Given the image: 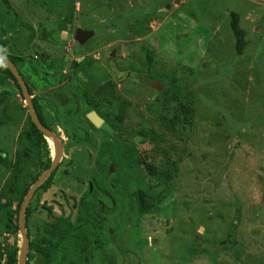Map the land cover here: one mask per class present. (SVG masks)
<instances>
[{"label": "rangeland", "instance_id": "1", "mask_svg": "<svg viewBox=\"0 0 264 264\" xmlns=\"http://www.w3.org/2000/svg\"><path fill=\"white\" fill-rule=\"evenodd\" d=\"M7 2L8 10L0 1V53L25 60L32 95L50 126L56 113L71 143L51 187L29 202L30 240L62 216L78 242L92 234L93 264H264V0H182L169 9L159 0ZM231 14L247 44L241 56ZM77 29L94 35L78 45ZM89 81L113 82L114 95L129 104L101 107L103 129L88 123L82 100L75 109L94 89ZM2 92L0 150L12 162L28 112L13 84L0 85ZM181 107L192 117L169 132L160 119ZM123 115L122 123L114 119ZM72 121L74 137H66L62 127ZM8 176L0 166V188ZM139 190L153 214L138 217ZM82 204L90 213L79 222ZM5 246L19 255L22 239L0 217V255ZM48 257L30 264L63 263L58 252Z\"/></svg>", "mask_w": 264, "mask_h": 264}, {"label": "trees", "instance_id": "2", "mask_svg": "<svg viewBox=\"0 0 264 264\" xmlns=\"http://www.w3.org/2000/svg\"><path fill=\"white\" fill-rule=\"evenodd\" d=\"M1 3L5 6L8 10L9 5L7 0H0ZM230 29L232 31L233 37L235 39V48L236 53L238 56H241L244 52L245 47L247 46L244 40V32L240 29L239 26V16L236 14L230 15ZM30 31L29 41H32L34 38V32L32 28H28ZM2 54V53H1ZM5 56L19 71L22 79L24 80L26 86L28 87L29 93L32 91V85L30 86V82L28 77H25L26 74L22 71V67L25 64V60L19 56H11L2 54ZM147 65H151L153 62L148 55V59L146 60ZM7 82H10L15 86L18 90L19 94H21L20 88L15 80V78L11 75L8 69L0 63V85H3ZM89 86H92L94 89L91 91L90 96L89 94L85 93L81 96L82 101L84 103L85 109L90 111H96L98 114L105 119V124L109 126V120L107 119V115H103L102 108L106 103H113L116 106L122 107L125 111H127L129 104L123 100H120L116 95H114L113 90L115 88V84L113 82H109L108 84L100 87L96 85V82L88 83ZM85 86V85H84ZM87 87V86H85ZM186 89V88H185ZM91 90V89H90ZM87 91V92H90ZM8 97L7 92H2L0 94V105L2 104L3 100ZM116 104H115V103ZM34 114L40 121V123L50 131H54L56 129V125L58 121H56L57 117L51 119L53 122L52 126H48L46 121V115L42 107L38 105V100H32ZM76 104V111L78 112L79 105L78 102ZM118 104V105H117ZM105 107V106H104ZM166 110L165 118L160 119L163 126H165L169 132H174V126L177 124L176 120L180 119V117L184 118V122H189L192 117V111L189 107H182L175 112H168ZM169 113V114H168ZM56 114V113H54ZM168 114V115H167ZM174 114V115H173ZM50 115V114H49ZM173 115V116H172ZM56 116V115H55ZM172 116V117H171ZM114 119L122 123L124 119V115L120 118L117 116ZM27 126L20 134L18 142V148L14 156V160L12 162L9 161L8 156L5 152L0 150V166L7 169L9 172V176L4 181L0 188V217L4 218L5 220V227L7 232L10 235H17L19 233L18 228V213L20 207L23 203V200L31 188V186L38 180L40 175L46 171L50 165L51 161L49 158V151L47 150V143L44 135H42L31 122L30 118H27ZM70 124V125H69ZM105 126V125H104ZM52 127V128H51ZM63 130L67 131L68 133H73L74 131V122H69L67 125H63ZM103 129V127H102ZM140 138H144V134L140 131L136 134V136ZM89 139L88 135L85 137V142ZM116 141L126 146L129 145L128 142H125L123 138L116 135ZM41 151L44 153V161L41 159ZM145 163L140 162V166L145 170H150L148 165L144 166ZM56 168L48 179L38 188L35 192L33 197L36 196L41 192H46L52 185L53 177L57 172ZM101 171L100 168H98ZM35 171V173H34ZM175 181V180H174ZM101 193L100 189L98 190ZM145 195L144 191H136L133 195L135 200V207L137 210L138 217H145L147 215L153 214L156 210L154 207L150 208L145 205ZM32 197V198H33ZM80 207L77 220L81 222L85 215L90 213V209L84 204ZM100 208H103L102 206ZM105 210V214L112 215L114 209ZM32 213L31 203L27 206L26 213H25V229L27 238L29 240L28 246V253L26 256V264H30V260L33 258H38L40 261L45 262V260L50 254L51 251L58 252V255L61 258L62 264H93L92 256H91V237L92 234H89L88 238L85 239L82 243L81 241L78 242L76 237L71 234V223L69 219H65L64 217H60L57 220H53L50 218L49 223H44L42 225V236H38L35 239H31L29 237L27 227L28 221ZM48 213L50 210L48 209ZM67 243L72 244L73 248L69 250L67 247ZM18 263V250L14 246H5L3 247L0 255V264H17Z\"/></svg>", "mask_w": 264, "mask_h": 264}, {"label": "water", "instance_id": "3", "mask_svg": "<svg viewBox=\"0 0 264 264\" xmlns=\"http://www.w3.org/2000/svg\"><path fill=\"white\" fill-rule=\"evenodd\" d=\"M182 0H159V8H166L169 9V4L177 5ZM93 32L89 31H83L81 29H77L74 33V40L79 44L83 45L87 40H89L93 36ZM0 63H2L8 71L11 73V75L15 78L18 86L21 89L23 98L25 100V103L28 108L29 116L31 119V122L34 124L36 129L45 136V138L49 139L55 148V155L52 160L51 166L48 170H46L39 178L38 180L31 186L29 191L27 192L23 203L20 207L19 213H18V228H19V234L22 239V247L21 251L18 257V263L17 264H25L26 263V256L28 253V246H29V240L27 238L26 229H25V213L27 206L29 205L30 200L32 199L35 192L38 190V188L48 179V177L51 175V173L56 169V167L59 165L62 156H63V147L61 145V142L57 138L55 134H53L51 131L44 128L37 117L34 114L33 106L31 104V97L28 93V90L25 86V83L23 82L19 72L15 68V66L2 54H0ZM88 122L96 129H99L103 124L104 121L95 113L91 112L87 114L86 116Z\"/></svg>", "mask_w": 264, "mask_h": 264}, {"label": "flooded vegetation", "instance_id": "4", "mask_svg": "<svg viewBox=\"0 0 264 264\" xmlns=\"http://www.w3.org/2000/svg\"><path fill=\"white\" fill-rule=\"evenodd\" d=\"M75 41V40H74ZM88 41V40H87ZM86 41V42H87ZM76 42V41H75ZM85 42V43H86ZM84 43V44H85ZM76 44H78L77 42H76ZM79 45V44H78ZM1 54V53H0ZM16 68V67H15ZM87 69L86 70H88V67H86ZM17 69V68H16ZM18 71V70H17ZM19 72V71H18ZM20 74V73H19ZM21 76V75H20ZM26 77V76H25ZM21 78H22V76H21ZM23 80V79H22ZM80 80H82V78H80ZM88 80V79H87ZM23 82H24V80H23ZM30 82V81H29ZM83 82V81H82ZM81 82V84L83 85V88H85V86H87V84L86 83H82ZM25 83V82H24ZM85 85V86H84ZM25 86H26V84H25ZM30 86H31V83H30ZM68 86V85H67ZM32 87V86H31ZM88 87V86H87ZM20 88V87H19ZM26 88H27V90H28V87L26 86ZM32 89V91H31V93H29V90H28V93H29V95H30V97H31V104H32V100H34V99H37L38 100V98L37 97H35V96H33L32 95V93H33V91H34V89H33V87L31 88ZM20 91H21V89H20ZM80 94V93H79ZM79 94H78V97H80L79 96ZM21 97L23 98V95H22V92H21ZM82 99H80V100H77V102H78V105H79V107H80V104H79V101H81ZM23 101H24V104H26L25 103V100H24V98H23ZM84 104V103H83ZM38 105L40 106V104H39V102H38ZM32 106H33V104H32ZM41 107V106H40ZM26 109H27V112H28V108H27V105H26ZM43 109V108H42ZM33 111H34V108H33ZM43 111H44V109H43ZM91 112H95L103 121H104V124L99 128V129H101L104 125H105V119L104 118H102V116L100 115V114H98L96 111H90L89 113H91ZM88 113V114H89ZM56 114H54V113H52V115H49V117H54ZM36 116V115H35ZM87 116V115H86ZM28 117L30 118V116H29V112H28ZM56 117V116H55ZM38 119V118H37ZM46 119V121H47V123H48V120H47V117L45 118ZM31 120V119H30ZM86 120H87V118H86ZM88 121V120H87ZM40 122V121H39ZM89 123V122H88ZM41 124V123H40ZM90 124V123H89ZM42 125V124H41ZM91 125V124H90ZM43 126V125H42ZM48 126H50L49 125V123H48ZM92 126V125H91ZM44 127V126H43ZM93 127V126H92ZM45 128V127H44ZM52 128V127H51ZM47 129V128H46ZM60 129V127H58V126H56V129L54 130V131H51V132H53L56 136H57V138L60 140V142H61V145H62V147H63V150L65 149H67L68 147H69V144H71L70 142H63V140H62V135H60L59 134V130ZM96 129V128H95ZM47 130H49V129H47ZM50 131V130H49ZM64 131V133L63 134H65V136L67 137L68 135H69V133L67 132V131H65V130H63ZM74 131H73V133H70L71 135H73L72 136V138L74 137ZM47 150H48V148H47ZM97 167L98 168H100L101 170H102V166L100 165V164H98L97 163ZM57 168H59V165H58V167ZM111 167L109 168V170H108V173H110L111 172ZM58 170V169H57Z\"/></svg>", "mask_w": 264, "mask_h": 264}, {"label": "clouds", "instance_id": "5", "mask_svg": "<svg viewBox=\"0 0 264 264\" xmlns=\"http://www.w3.org/2000/svg\"><path fill=\"white\" fill-rule=\"evenodd\" d=\"M52 133H53V132H52ZM53 134H54V133H53ZM44 137H45V136H44ZM45 139H46V143H47V147H48V151H49V156H50V155H51V151H50V149H49V148H50L49 145H51L52 142H51L49 139H47V138H45ZM59 141H60V140H59ZM48 143H49V145H48ZM53 158H54V157H50V161H51V163H52ZM59 164H60V163H59ZM50 166H51V165H50ZM57 167H58V166H57ZM57 167H56V168H57ZM49 168H50V167H49ZM49 168H48V169H49ZM48 169H47V170H48ZM44 172H45V171H44ZM44 172H43V173H44ZM43 173H42V174H43ZM42 174H41V175H42ZM41 175H40V176H41ZM18 257H19V255H18ZM25 264H26V263H25Z\"/></svg>", "mask_w": 264, "mask_h": 264}]
</instances>
